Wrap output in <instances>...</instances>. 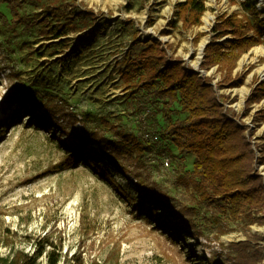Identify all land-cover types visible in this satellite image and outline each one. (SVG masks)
Segmentation results:
<instances>
[{
  "label": "rangeland",
  "instance_id": "1",
  "mask_svg": "<svg viewBox=\"0 0 264 264\" xmlns=\"http://www.w3.org/2000/svg\"><path fill=\"white\" fill-rule=\"evenodd\" d=\"M182 1L13 0L14 10L0 0V258L31 255L42 244L49 251L53 244L63 256L59 264L73 257L81 264H264V208L253 213L262 220L250 223L201 205L187 187L195 158L159 139L162 115L155 105L135 101L120 80L128 50L139 52L142 42L152 38L213 85L220 81L216 68H201L204 46L214 37L216 19L240 13L233 2L243 0H205L201 26L188 31L173 16ZM253 2L264 9V0ZM64 4L76 14L71 19L74 32L68 34L71 47L50 57L54 47L47 45L55 40L48 42L32 22L46 8ZM18 17L28 23L21 24ZM73 52L77 58L70 57ZM263 69L264 46H258L238 62V74L249 72L241 87L215 88L227 96V114L248 128L258 160L264 153V123L257 126L253 116L264 101L249 108L245 102L264 81ZM25 96L38 109L50 99L64 102L71 120L56 117L57 125L51 127L39 126L27 113L7 117ZM172 117L183 118L177 113ZM112 127L140 144L137 162L115 159L126 176L108 167L112 178L105 181L94 171L106 169L110 151L102 155L103 144L87 148L104 160L84 156L76 166L63 167L79 140L98 134L115 142ZM258 160L255 170L264 185V164ZM138 184L163 195L174 215L148 214L150 206L140 202ZM187 225L194 229L171 230ZM38 264H46L44 255Z\"/></svg>",
  "mask_w": 264,
  "mask_h": 264
},
{
  "label": "trees",
  "instance_id": "2",
  "mask_svg": "<svg viewBox=\"0 0 264 264\" xmlns=\"http://www.w3.org/2000/svg\"><path fill=\"white\" fill-rule=\"evenodd\" d=\"M3 2L15 10L13 0ZM235 3L240 13L222 15L216 19L212 28L214 37L203 52L201 68L206 71L216 68L220 76L216 85L212 84L211 78L201 76L187 68L181 60L169 55L168 46L152 38L142 42L139 52L128 50L123 58L120 80L125 90L131 91L135 101L143 99L155 105L157 112L162 115L164 126L156 134L159 139L172 144L179 153L195 158L188 174L187 187L198 196L199 203L208 208L213 207L217 213L228 215L231 219L244 217L250 223H257L262 219L255 218L253 213L264 208V185L255 170L258 159L246 135L248 128L227 114L224 106L227 96L218 95L215 89L241 87L249 72L238 74V62L251 49L264 46V9L259 11L253 0ZM206 11L205 0H183L176 5L173 16L181 30L188 31L201 26ZM36 17L32 24L39 26L41 36L48 42L55 40L47 45L48 48L54 47L50 57L67 52L71 47L68 34L74 32L71 19L76 17L71 7L64 4L57 8H46ZM18 20L23 25L28 23L27 18L20 17ZM224 37L229 39L219 42ZM70 57L77 58L78 53L73 52ZM58 59V62L63 61V57ZM261 101H264V81L253 88L245 107L258 105ZM65 106L64 102L58 104L50 99L38 109L25 96L7 117L19 119L23 113H27L30 119H37L39 126L54 127L57 125L54 120L56 117L63 119L69 116ZM175 113L183 118L173 119ZM253 121L257 126L264 123V108L254 113ZM75 123L76 118L73 117L71 124ZM112 129L115 142H109L98 134L87 140H79L72 145L63 167L76 166L84 156L97 162L104 160L95 149L87 148L103 144L102 155L110 151L109 158L105 160L106 169L94 171L105 181L112 178L108 167L126 176V168L116 163L115 159L122 157L137 162L140 144L134 137L117 131L115 127ZM262 148L264 152V143ZM263 155L258 161L264 164ZM137 192L142 195L140 202L150 206L146 207L148 214L161 211L166 216L174 215L163 195L141 184H138ZM190 228L194 229L192 225H187L179 229L171 227V230L178 233ZM180 237L183 238L182 234ZM46 247L43 244L36 246L31 255L16 253L11 259L0 258V264H38L43 255L46 264H59L63 257L60 249L53 244H49V251H46ZM81 262L79 258L73 257L66 264Z\"/></svg>",
  "mask_w": 264,
  "mask_h": 264
},
{
  "label": "bare ground",
  "instance_id": "3",
  "mask_svg": "<svg viewBox=\"0 0 264 264\" xmlns=\"http://www.w3.org/2000/svg\"><path fill=\"white\" fill-rule=\"evenodd\" d=\"M261 76L264 77V69H263V71L261 72Z\"/></svg>",
  "mask_w": 264,
  "mask_h": 264
},
{
  "label": "water",
  "instance_id": "4",
  "mask_svg": "<svg viewBox=\"0 0 264 264\" xmlns=\"http://www.w3.org/2000/svg\"><path fill=\"white\" fill-rule=\"evenodd\" d=\"M205 46H206V45H205ZM205 46H204V48H205ZM204 48H203V49H204ZM263 78H264V77H263ZM262 81H263V79L260 80V82H262Z\"/></svg>",
  "mask_w": 264,
  "mask_h": 264
},
{
  "label": "built area",
  "instance_id": "5",
  "mask_svg": "<svg viewBox=\"0 0 264 264\" xmlns=\"http://www.w3.org/2000/svg\"><path fill=\"white\" fill-rule=\"evenodd\" d=\"M249 127H251V125H249Z\"/></svg>",
  "mask_w": 264,
  "mask_h": 264
}]
</instances>
